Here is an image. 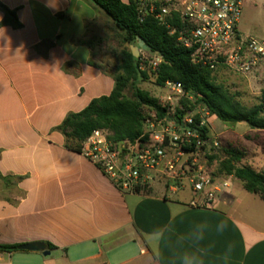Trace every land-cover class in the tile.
<instances>
[{
  "label": "crops",
  "instance_id": "1",
  "mask_svg": "<svg viewBox=\"0 0 264 264\" xmlns=\"http://www.w3.org/2000/svg\"><path fill=\"white\" fill-rule=\"evenodd\" d=\"M0 4L21 24L4 25L0 8V245L50 251L0 253V264H264V222L235 207L234 182L204 208L190 206V190L123 194L67 147L58 127L115 89L104 37L117 27L104 10Z\"/></svg>",
  "mask_w": 264,
  "mask_h": 264
},
{
  "label": "built area",
  "instance_id": "2",
  "mask_svg": "<svg viewBox=\"0 0 264 264\" xmlns=\"http://www.w3.org/2000/svg\"><path fill=\"white\" fill-rule=\"evenodd\" d=\"M246 1L130 0L128 4H134L141 22L156 21L189 50L192 64L215 76L232 73L264 83V40L239 30ZM139 58L142 71L157 73L163 62L159 55L153 60L148 55ZM158 87L163 91L158 99L169 117L159 119L154 109L144 107L147 140L115 146L109 133L98 129L83 143L81 153L123 194L148 195L156 183H164L173 193L190 190L191 207H209L231 187L229 177H216L209 169L207 150L220 144L199 131L209 127L213 116L182 83L168 80ZM257 95L264 103V89Z\"/></svg>",
  "mask_w": 264,
  "mask_h": 264
},
{
  "label": "trees",
  "instance_id": "3",
  "mask_svg": "<svg viewBox=\"0 0 264 264\" xmlns=\"http://www.w3.org/2000/svg\"><path fill=\"white\" fill-rule=\"evenodd\" d=\"M88 1L108 14L117 29L124 34L125 43L138 46L142 41L151 49V52H146L148 57L153 59L151 53H159L163 62L157 73L142 71L141 58H135L132 51H123L115 68L116 85L113 93L93 100L80 113L68 115L58 127L69 149L81 153L83 143L98 129L106 130L109 141L115 146L147 140L144 107L154 109L159 119L169 117L167 108L160 104L159 99L139 87L149 80L151 74L156 77L157 85H163L168 80L182 83L188 92L199 98L198 103L203 104L211 116H216L220 121L235 125L246 123L252 130L264 131L262 100L253 108L243 106L224 86L216 83V76L210 69L192 64L190 51L180 46L176 38L170 36L156 21L148 19L141 22L133 3L126 4L123 0ZM0 8L6 16L2 22L4 25L21 27L15 12L2 4ZM129 87L134 89L133 97L126 94ZM199 131L205 138L211 139L209 127L204 126ZM215 159L220 160L219 171L222 174L237 178L246 191L264 200V173L248 166H238L242 159L239 151L226 149L223 150L222 159L210 157L211 161ZM49 247L53 248L52 245ZM17 249L16 245H0V253H13Z\"/></svg>",
  "mask_w": 264,
  "mask_h": 264
},
{
  "label": "rangeland",
  "instance_id": "4",
  "mask_svg": "<svg viewBox=\"0 0 264 264\" xmlns=\"http://www.w3.org/2000/svg\"><path fill=\"white\" fill-rule=\"evenodd\" d=\"M239 30L245 36L264 40V0L246 1ZM123 36L124 34L121 31L114 29L109 30L107 36L104 37V45L106 46L104 52H107L108 62H113V66L104 64L106 69L115 70L122 52L125 50L132 51V47L135 46L125 43ZM137 54L141 57L147 56L145 51H139ZM215 78L217 84L224 86L246 108H253L261 102V97L257 93L264 89L262 81L256 80L254 77L246 80L232 73L220 74ZM139 87L148 91L155 98H158L163 93L157 85L156 77L152 74L149 80L141 83ZM133 93V87H129L126 91L129 97H133ZM210 122L213 124L210 126L211 138L220 144L218 148L207 150L209 169L216 177L224 178L227 176L219 171L220 160L211 161L210 157L217 156L222 159L223 150L226 149L237 150L242 154V159L237 164L238 166H248L257 172L264 173V131H251L252 129L246 123L226 124L213 117ZM229 182L231 184L234 182L235 184L234 192L237 198L235 207L243 209L246 216L257 217L258 220L264 222V200L258 195L247 192L243 188L241 181L229 180ZM158 186L165 188L164 183H156L154 188L156 189ZM18 256L23 255H17V259L19 258Z\"/></svg>",
  "mask_w": 264,
  "mask_h": 264
},
{
  "label": "water",
  "instance_id": "5",
  "mask_svg": "<svg viewBox=\"0 0 264 264\" xmlns=\"http://www.w3.org/2000/svg\"><path fill=\"white\" fill-rule=\"evenodd\" d=\"M139 51H145V52H151V49L145 45L144 42H140L138 47L133 46L132 47V53L135 58H139V55L137 54ZM152 56H158L159 53H151ZM19 251H41L44 253L45 256L50 255V251L47 250V246L44 243L41 242H33L28 244H23L18 246Z\"/></svg>",
  "mask_w": 264,
  "mask_h": 264
}]
</instances>
